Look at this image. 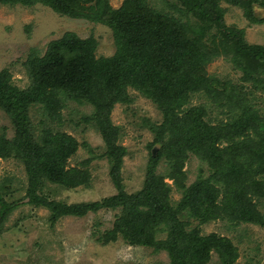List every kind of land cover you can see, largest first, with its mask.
Returning a JSON list of instances; mask_svg holds the SVG:
<instances>
[{"label":"rangeland","instance_id":"1","mask_svg":"<svg viewBox=\"0 0 264 264\" xmlns=\"http://www.w3.org/2000/svg\"><path fill=\"white\" fill-rule=\"evenodd\" d=\"M45 1L0 3V73L20 90L32 84L28 62L36 57L35 52L45 57L50 45L66 34L95 41L97 60L110 59L117 51L113 29L94 13L102 0L88 3L84 13H62ZM107 1L112 9L118 10L125 0ZM219 1L224 12L217 26L204 24L196 14L186 10L175 13L173 18L189 30L198 28L197 43L203 44L208 56L206 76L223 81L220 84H225L229 91L237 88L238 92L233 91L231 98L237 100L238 105L248 107V111L249 105L252 106L254 112L264 118V90L243 80L241 67L244 64L241 66L239 62L241 54H238L240 49L235 39L231 55L225 53L226 45L230 47L233 39V35L228 37V34L235 31V38L246 47L253 46L254 52L256 47L264 51V0H245L250 4L240 5ZM148 2L152 8H165L166 3L176 0ZM262 69L256 71L258 81L264 78ZM112 76L113 71L107 68L100 71L95 66L84 84L75 85L72 90L76 100L66 101V107L58 113L50 107L44 113L37 105L31 109L34 133L39 136L44 132L41 141L46 149L59 155L61 172L54 178L40 179L42 184H38L35 191V195L49 205L32 204L27 197L35 188V181H31L24 163L15 158H0V192L7 201H18L17 207L0 224V264H171L174 260L171 254H178L165 245L173 233L165 216L185 198L182 186L190 187L201 178L211 181L217 196H211L208 191L197 193L199 203L176 216L183 222L182 230H197L201 237L216 234L230 239L238 249L232 264H264V225L242 223L234 227L228 217L206 220L208 215L217 216L228 194L238 192L235 177L227 174L229 164L213 166L210 159L199 154L207 147L202 148L209 139L210 128L201 127L199 123H194L184 133L174 130V125L168 128L165 109L132 85L125 87L127 102L122 101L123 91H118V95L111 92L117 101L106 109L109 93L106 97L105 85ZM64 96L67 93L60 97ZM163 100L171 104L169 98ZM208 103L202 94H195L180 110L172 109L182 116L183 110ZM209 111L211 117L204 120L212 126L219 117H224L216 107L212 110L210 107ZM159 132L164 133L163 138L155 143ZM0 136L4 142L16 136L11 118L1 107ZM172 136L185 138V143L171 149ZM116 148H120V152L113 154ZM217 148L226 149L228 153L231 150L226 140ZM120 154L123 156L118 170L120 186L128 197L127 202H111L84 216L60 215L53 221L51 205L70 209L117 197L121 190L113 181L112 170ZM215 168L221 171L224 168L223 173ZM254 203H258L259 213L264 216V198ZM137 226L155 229L147 232V237L152 239L147 241H151L152 246L137 244ZM210 256L209 261L201 264H223L215 250ZM191 258L189 256L188 260Z\"/></svg>","mask_w":264,"mask_h":264},{"label":"trees","instance_id":"2","mask_svg":"<svg viewBox=\"0 0 264 264\" xmlns=\"http://www.w3.org/2000/svg\"><path fill=\"white\" fill-rule=\"evenodd\" d=\"M228 1L235 5L250 4L245 0ZM28 2L31 0H0L2 4ZM45 2L62 13L80 11L84 13L87 4L97 0H46ZM166 4L165 8L159 6L152 8L148 0H125L123 6L115 10L109 6L107 0H102L95 7L94 13L100 21L107 23L114 31L117 51L110 59L97 60L94 56L95 41L83 40L70 33L52 43L45 57H40L38 52H35L36 57L33 56V59L29 60L31 62H28L29 71L33 77L28 89L20 90L13 87L8 78L0 73V107L11 118L16 131L15 138L9 142H4L3 137L0 136V158H15L24 163L31 181H35L33 183L35 188L29 191L27 197H30L32 204L49 205L45 199L36 196L35 191L37 185L42 184L40 179L43 177L51 179L61 172L58 166L59 155L46 149L41 141L44 132L39 136L34 133L30 117L31 109L37 105L43 111L45 110L44 113L48 110L47 107L58 113L61 108L66 107V101L76 100L72 90L75 85L81 87L80 84H84L86 76L95 66L100 71L107 68L113 71V76L105 85L106 97L109 93L106 98V109L111 108L117 101L115 95L121 91L125 95V87L132 85L165 109L168 128L174 125V130L183 133L193 127L194 123L210 128L208 129L211 133L208 136L209 139L202 146L203 148L206 145L207 150L204 151L205 148L199 154L204 155L205 159H210L209 162L213 166L230 165L227 174L235 177L236 183L238 182L236 188L238 192L232 193L228 187L231 193L226 196L222 210L217 216L215 214L206 216V220L212 218L226 220L228 217L234 227L242 223L264 225V216L259 213L258 203H254L255 200L264 198V118L256 114L252 106L249 105L250 111H248V107L238 105L237 100L231 98L234 92H238L237 88H232L234 92L229 91L225 84H220L223 81L219 82L215 77L206 76L208 56L203 44L197 43L198 28L192 27L193 30H189L183 23L173 18L175 13L186 10L196 14L204 24L217 26L221 23L224 12L220 8V1L176 0L175 3ZM234 34L232 32L228 34V37L233 35V39L230 41V47L226 45L225 53L231 55L233 52L231 49L234 48L232 43L235 39L240 49L238 54H241L239 62L241 66L244 64L241 67L244 72L243 80L252 82L257 89L264 90V78L259 81L255 79L256 71L261 68L264 70V51L256 47L254 52L253 46L246 47L241 40L238 41L235 38ZM111 92L118 93L111 95ZM66 93L67 96L60 97ZM195 94H202L209 103L183 110L182 116L173 113V107L180 110ZM163 98H169L171 104H165ZM126 100L127 94L122 101L127 102ZM210 107L211 110L212 107L220 109L224 116L219 117L217 124L213 126L211 122L204 120L205 117H211ZM163 134L161 132L157 134L155 143L162 140ZM176 137L171 138V149H178V146L185 143V138ZM191 137L192 135H189V138ZM223 140L230 143L229 153L226 149L217 148ZM76 147L75 144L74 149ZM119 150L120 148H116L112 153L117 154ZM123 151L125 152L124 149ZM122 164L123 156L120 154L112 170L113 181L117 189L121 190L117 197L107 198L102 203L79 204L69 207L70 209L51 205L53 221L65 214L84 216L89 211L110 205L111 202L118 204L119 200L125 204L128 197L122 193L118 172ZM215 169L223 173L224 168L222 171L221 168ZM195 183L187 188L182 186L186 193L185 198L179 203L178 208L165 216L173 233L171 240L164 243L178 254H171L174 258L171 264L205 263L211 258L212 250L219 253L223 264H232L237 258L238 249L230 239L220 238L216 234L201 237L197 230L184 232L183 222L176 217L199 203L200 197L197 193L208 191L211 196L213 194L217 196V190L211 181L201 178ZM227 183L230 184L229 181ZM17 202L7 201L4 193L0 192V224L17 207ZM150 230L155 231L152 227L151 229H142L138 226L135 228L139 234V236L135 235L137 244L152 246V239L147 237V232H151ZM147 240H151L150 243ZM189 256L193 258L188 260Z\"/></svg>","mask_w":264,"mask_h":264}]
</instances>
